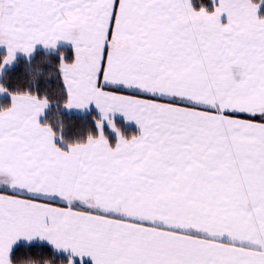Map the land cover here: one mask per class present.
<instances>
[{
	"label": "snow or ice",
	"instance_id": "snow-or-ice-1",
	"mask_svg": "<svg viewBox=\"0 0 264 264\" xmlns=\"http://www.w3.org/2000/svg\"><path fill=\"white\" fill-rule=\"evenodd\" d=\"M0 264H264V0H0Z\"/></svg>",
	"mask_w": 264,
	"mask_h": 264
}]
</instances>
